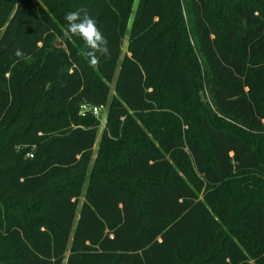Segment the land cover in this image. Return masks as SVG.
Here are the masks:
<instances>
[{"label": "trees", "instance_id": "16d2710c", "mask_svg": "<svg viewBox=\"0 0 264 264\" xmlns=\"http://www.w3.org/2000/svg\"><path fill=\"white\" fill-rule=\"evenodd\" d=\"M178 1L216 114L198 112L199 134L166 0H0V264H264V0H223L218 27L211 0ZM75 9L107 41L95 64L66 31ZM84 105L108 113L95 163L121 162L140 196L87 173L101 122ZM165 110L185 121L181 145L140 142L132 115Z\"/></svg>", "mask_w": 264, "mask_h": 264}, {"label": "rangeland", "instance_id": "374dc122", "mask_svg": "<svg viewBox=\"0 0 264 264\" xmlns=\"http://www.w3.org/2000/svg\"><path fill=\"white\" fill-rule=\"evenodd\" d=\"M213 3V13H212V23L215 27H218L220 22V13L223 10H227L228 7L226 6L225 2L223 0H211ZM179 1L178 0H166V6L171 11L169 14V35L174 40L180 43L183 47H185V54H186V61L188 63L189 68L193 70V77L195 81H197V99L193 103H191V108L185 111L187 113L188 120L192 122L193 130L199 134V128L197 125V115L199 111H206L207 115L210 119H215L216 114L213 108L211 107V104L209 103V100L207 98L206 92L202 90L201 86V75L202 70L201 67L197 68V63H199V57L194 47V41L191 35L189 34V31L187 29L186 25V15L181 11V14L179 13L177 9ZM124 52L126 51V46L123 48ZM200 64V63H199ZM111 94H113V87L110 86ZM111 97V96H110ZM185 100H178L176 102V105H182V103ZM159 111V109L157 110ZM157 111L153 112L151 114H147L143 116V120L145 123H142L138 118V115H132L133 119L136 120V125L138 130L141 133L142 138H140V142H144L143 139H146L149 142H153L155 147H159L158 141L162 139V135L165 137H168L172 139L173 141L177 142L179 145H181V141L183 140V131L186 126L185 121H181L180 117H176L173 115V113L168 112V110H165V112H161V115L157 117ZM99 120L101 122L100 129L98 133V138L92 153L91 163L89 166V170H87V173L89 172H97L101 174L104 177H108L109 179L117 181L120 186L127 189L130 193L135 195L136 197L140 196V192L138 190L139 181L137 182H124L122 180H119L116 178L113 174L114 168L117 167V164L121 163L118 162L116 164H113L109 162L107 159H105V152L100 156L99 163H95L96 158L98 157L99 151V144L101 142V133L105 127V124L108 121V113L107 108L105 111H102L99 115ZM197 118V119H196ZM222 123L231 122L227 119H221L219 120ZM134 132V129H132ZM126 151V145H122L120 148H118V153L122 155ZM123 160L126 159V156H122ZM175 174L176 176L185 179L188 184L197 190V175L193 171V169L190 167L189 163H184L181 166L176 165L175 166ZM201 195V194H200ZM83 201V199L81 200Z\"/></svg>", "mask_w": 264, "mask_h": 264}, {"label": "clouds", "instance_id": "9594fccd", "mask_svg": "<svg viewBox=\"0 0 264 264\" xmlns=\"http://www.w3.org/2000/svg\"><path fill=\"white\" fill-rule=\"evenodd\" d=\"M65 28L67 33L73 37H79L85 46V55L90 62L95 64L97 59L108 53L107 41L98 29L94 19L87 12L79 9L68 11L64 15ZM15 56L21 58L22 52L17 49Z\"/></svg>", "mask_w": 264, "mask_h": 264}, {"label": "built area", "instance_id": "2783aa9c", "mask_svg": "<svg viewBox=\"0 0 264 264\" xmlns=\"http://www.w3.org/2000/svg\"><path fill=\"white\" fill-rule=\"evenodd\" d=\"M102 110H103V107H91L88 105H84L81 107L80 114L81 115L92 114V115L98 117Z\"/></svg>", "mask_w": 264, "mask_h": 264}]
</instances>
